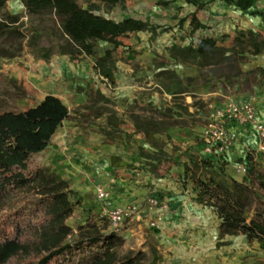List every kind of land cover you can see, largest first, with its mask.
I'll list each match as a JSON object with an SVG mask.
<instances>
[{
  "label": "rangeland",
  "instance_id": "374dc122",
  "mask_svg": "<svg viewBox=\"0 0 264 264\" xmlns=\"http://www.w3.org/2000/svg\"><path fill=\"white\" fill-rule=\"evenodd\" d=\"M157 1L109 4L78 0L84 8L108 18L134 17L152 26L121 37L122 45L113 51L108 63L112 78L96 67L97 58L112 49V43L94 41L93 55L65 54L62 28L55 16L31 15L23 0H9L0 10V23L5 24L0 31V113L25 110L47 94L60 97L69 110L47 150L35 157L69 181L76 204L68 223L77 229L92 220L114 231L94 193V184L101 182L112 192L116 190L113 176H154V182L144 185L146 192L134 199L140 214L128 217L116 231L125 240L123 253L143 252L144 264L162 261L153 229L158 227L151 226V221L159 224L163 215L151 208L149 197L170 204L171 198L183 194L201 204L195 178L212 182L232 178L252 181L255 195L248 218L264 203L260 184L264 181V153L257 154L251 135L242 137L234 156L227 153L217 160L191 144H199L204 125L229 102L248 100L259 105L264 90V52L247 55L240 63L242 72L233 76L224 68L206 67L196 57L183 59L172 51L175 45L196 48L206 36L230 45L227 17L239 27L233 20L241 19L244 13L222 0H210L208 5H218L214 11L206 10L209 24L191 33L189 20H180L191 14L193 6L176 0L164 7ZM12 17L18 21L13 23ZM241 163L256 171L238 174L236 168ZM87 177L90 182L86 184ZM253 244L241 249L246 252L240 259L230 257L234 264H264V259L259 260V254L254 253L264 255V241Z\"/></svg>",
  "mask_w": 264,
  "mask_h": 264
},
{
  "label": "trees",
  "instance_id": "16d2710c",
  "mask_svg": "<svg viewBox=\"0 0 264 264\" xmlns=\"http://www.w3.org/2000/svg\"><path fill=\"white\" fill-rule=\"evenodd\" d=\"M9 0H0V10ZM118 4L126 0H103ZM176 0H158L167 7ZM202 9L206 0H184ZM243 13L258 14L259 0H222ZM31 15H53L58 20L65 43L62 52L72 56L95 53L94 41L113 44L96 67L101 74L112 78L108 67L115 49L122 45L121 37L147 31L152 26L146 21L126 17L114 20L84 8L78 0H23ZM12 22L18 21L12 17ZM188 17L180 22L184 23ZM0 31L3 32L5 24ZM191 33L206 28L191 14ZM172 51L186 59L196 57L200 64L224 68L228 75L237 76L240 63L247 55L264 52V34L253 29L237 30L224 45L214 36L203 37L196 48L175 45ZM69 116L63 100L47 94L34 106L25 110L0 113V264H144L145 254H125V240L116 231L89 220L74 229L68 219L75 210V199L69 181L50 167L43 166L35 157L46 151L52 137ZM249 166V174L256 171ZM264 179V173H261ZM199 188L198 201L213 208L219 218L220 237L244 234L252 242L264 241V203L251 217L247 211L254 201L252 181L230 178L215 182L195 178ZM264 187L263 183H260ZM30 200L23 203L26 198Z\"/></svg>",
  "mask_w": 264,
  "mask_h": 264
},
{
  "label": "crops",
  "instance_id": "0c3cea01",
  "mask_svg": "<svg viewBox=\"0 0 264 264\" xmlns=\"http://www.w3.org/2000/svg\"><path fill=\"white\" fill-rule=\"evenodd\" d=\"M208 1L210 0H206L207 4L199 10H197L196 6L184 1L186 4L194 7L191 14L196 12L198 19L206 26L209 24L207 15L209 13H207V11L209 9L214 11L218 5V3L214 5L212 2L208 5ZM255 9L264 11V0H259ZM240 13L243 12L240 11ZM191 14L185 16L188 17L189 23ZM250 17H252L253 21L249 19ZM227 18L229 19L227 21V28H229L228 33L231 34L229 37L230 41L236 33L235 30L253 29L264 34V18L258 14L244 13L241 19L239 17L237 20H233L239 23V27L233 25L229 16ZM230 26L233 27L230 28ZM258 102V115L264 122V90L260 98H258ZM235 127H237L240 133V141L234 146L233 150L228 153L229 157L234 156L235 151L239 150L241 139H243L242 137H245V135H251V138H253L257 154L263 153L259 152L257 149L258 141L253 127L250 125ZM56 134L57 133H55L54 136ZM191 144L194 145L196 149H200L198 143L193 141ZM182 148H186V144H183ZM214 159L217 160V158ZM109 172L110 171H105V174L108 175L110 174ZM128 176L127 178H121L119 176L117 179L113 176L111 179L115 182L116 186V190L112 191V197L117 205H126L129 203L138 205L137 202H134L135 197L145 193L147 186L144 185H148L154 178L152 174L147 175L146 173L143 178L131 174ZM87 178L85 179L86 184L90 182V179ZM152 182H154V180ZM176 188L179 187H175V189ZM177 191L181 192L183 190L177 189ZM189 199V195L183 194L171 198L172 201L170 204L167 203L169 208L162 213L163 217H161L162 219L158 224V228H153L155 231L154 235L157 242V249L162 257L161 264H234L230 257L233 259H240V254L246 252L245 250H241L242 248L245 249L244 247L246 244L249 245L250 243H254L253 246L261 244L262 241L258 240L250 242L244 234H227L220 237L221 219L217 212L209 206L202 203L199 204L196 201H190ZM254 253L259 254V260L264 259L263 252L254 251ZM254 261L256 260L254 259Z\"/></svg>",
  "mask_w": 264,
  "mask_h": 264
},
{
  "label": "built area",
  "instance_id": "2783aa9c",
  "mask_svg": "<svg viewBox=\"0 0 264 264\" xmlns=\"http://www.w3.org/2000/svg\"><path fill=\"white\" fill-rule=\"evenodd\" d=\"M245 125L254 128L258 141L257 149L264 153V122L259 118L256 103L248 100L231 101L223 109L212 114L200 133L199 146L202 153L217 159L229 153L240 141V133L235 126ZM248 171L247 163H241L236 168V172L241 175H247ZM94 193L102 202L103 213L109 219L114 231H119L131 215L140 214L137 204H114L112 192L101 182L94 184ZM148 201L151 208L161 213L168 208L167 203H161L157 197H149ZM151 226L158 227V223L153 220Z\"/></svg>",
  "mask_w": 264,
  "mask_h": 264
}]
</instances>
